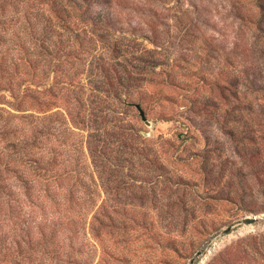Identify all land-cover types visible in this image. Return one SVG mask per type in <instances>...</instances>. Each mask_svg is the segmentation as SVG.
I'll return each mask as SVG.
<instances>
[{
  "label": "rangeland",
  "instance_id": "rangeland-1",
  "mask_svg": "<svg viewBox=\"0 0 264 264\" xmlns=\"http://www.w3.org/2000/svg\"><path fill=\"white\" fill-rule=\"evenodd\" d=\"M75 2L0 7V264H264V0Z\"/></svg>",
  "mask_w": 264,
  "mask_h": 264
},
{
  "label": "trees",
  "instance_id": "trees-1",
  "mask_svg": "<svg viewBox=\"0 0 264 264\" xmlns=\"http://www.w3.org/2000/svg\"><path fill=\"white\" fill-rule=\"evenodd\" d=\"M67 2V4H65ZM76 3L75 0H0V7H6L11 6L14 10L15 9H21L23 8L27 12V16H29V20H32L33 18L35 20H38L40 18L39 10H43L45 6H48L49 9L57 15L58 20H64V15H60L62 10L66 11V14L69 12V6H67L69 3ZM7 8V7H6ZM5 8V9H6ZM12 10V11H14ZM19 11V10H16ZM64 11V13H65ZM64 23V22H63ZM40 30V32H37L36 27ZM54 26V20L53 18L48 19L47 26H40L38 27L36 25V22L33 21V30H32V37L36 40L37 43H34L36 47L39 48V55L41 56L43 54H47L49 56H54L55 54V47H54V36L53 32L55 29H53ZM64 28L70 29V26L68 23H64ZM75 36L79 37V33L76 32ZM38 37H41L38 42ZM38 51V50H37ZM33 57H30V54L27 52V62L29 63L30 67L36 66V61L38 62V59H32ZM37 58V56H36ZM50 74V72L48 73ZM52 89V88H51ZM37 98V97H34ZM81 101L82 99L79 98ZM70 111V110H69ZM71 117H74V114L72 112H69Z\"/></svg>",
  "mask_w": 264,
  "mask_h": 264
},
{
  "label": "water",
  "instance_id": "water-1",
  "mask_svg": "<svg viewBox=\"0 0 264 264\" xmlns=\"http://www.w3.org/2000/svg\"><path fill=\"white\" fill-rule=\"evenodd\" d=\"M135 105H136V107L138 108V110H139V112H140V115H141L142 119H143L146 123H150L149 120H148V118H147V115H146V113H145V110L142 108L141 104L136 103ZM257 220H258L257 217H248V218H246L245 220H243V222L247 223V222H253V221H257ZM231 227H232V226H229V227L223 229V230L221 231V233L228 231Z\"/></svg>",
  "mask_w": 264,
  "mask_h": 264
}]
</instances>
